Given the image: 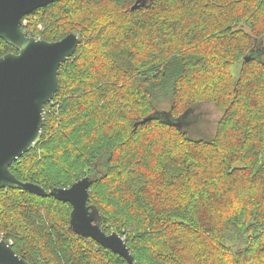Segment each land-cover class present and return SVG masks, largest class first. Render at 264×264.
Masks as SVG:
<instances>
[{
    "label": "trees",
    "instance_id": "obj_1",
    "mask_svg": "<svg viewBox=\"0 0 264 264\" xmlns=\"http://www.w3.org/2000/svg\"><path fill=\"white\" fill-rule=\"evenodd\" d=\"M21 27L82 40L17 178L88 176L87 204L134 264H264V0H53ZM71 209L1 187L0 238L30 264H129L76 234Z\"/></svg>",
    "mask_w": 264,
    "mask_h": 264
},
{
    "label": "water",
    "instance_id": "obj_2",
    "mask_svg": "<svg viewBox=\"0 0 264 264\" xmlns=\"http://www.w3.org/2000/svg\"><path fill=\"white\" fill-rule=\"evenodd\" d=\"M51 1L0 0V39L17 49L16 53L0 56V188H17L69 202V224L76 234L93 238L134 264L124 238L115 231L105 232L99 224L98 208L87 204L91 185L88 176L67 187L47 190L38 183L20 180L10 171V165L40 141L45 122L42 111L59 87L58 69L82 40L75 30L59 40L46 41L22 29L25 15ZM0 250L4 264H30L2 238Z\"/></svg>",
    "mask_w": 264,
    "mask_h": 264
},
{
    "label": "rangeland",
    "instance_id": "obj_3",
    "mask_svg": "<svg viewBox=\"0 0 264 264\" xmlns=\"http://www.w3.org/2000/svg\"><path fill=\"white\" fill-rule=\"evenodd\" d=\"M163 107H166L167 105H165V104H163L162 105ZM207 109H208V111H209V113H211V117L212 118H214V119H216L219 115H218V110H216L215 108H212L211 107V105H208L207 106ZM165 114V113H164ZM189 115H190V113H187L186 115H184V117L179 121V123H186L187 122V120L189 121ZM189 117V118H188ZM188 118V119H187Z\"/></svg>",
    "mask_w": 264,
    "mask_h": 264
},
{
    "label": "snow or ice",
    "instance_id": "obj_4",
    "mask_svg": "<svg viewBox=\"0 0 264 264\" xmlns=\"http://www.w3.org/2000/svg\"><path fill=\"white\" fill-rule=\"evenodd\" d=\"M0 264H4V261H3V251L0 250Z\"/></svg>",
    "mask_w": 264,
    "mask_h": 264
},
{
    "label": "built area",
    "instance_id": "obj_5",
    "mask_svg": "<svg viewBox=\"0 0 264 264\" xmlns=\"http://www.w3.org/2000/svg\"><path fill=\"white\" fill-rule=\"evenodd\" d=\"M46 113V109H43L42 114L44 115Z\"/></svg>",
    "mask_w": 264,
    "mask_h": 264
},
{
    "label": "flooded vegetation",
    "instance_id": "obj_6",
    "mask_svg": "<svg viewBox=\"0 0 264 264\" xmlns=\"http://www.w3.org/2000/svg\"><path fill=\"white\" fill-rule=\"evenodd\" d=\"M25 32H26V31H25ZM26 33H27V32H26ZM28 34H29V33H28ZM29 35H30V34H29ZM16 52H17V51H16ZM16 52H15V53H16Z\"/></svg>",
    "mask_w": 264,
    "mask_h": 264
}]
</instances>
